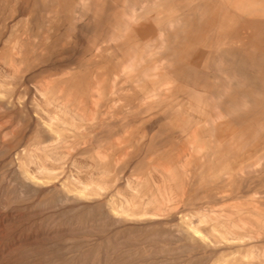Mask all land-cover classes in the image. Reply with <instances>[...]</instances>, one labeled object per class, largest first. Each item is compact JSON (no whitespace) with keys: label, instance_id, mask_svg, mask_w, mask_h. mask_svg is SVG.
I'll use <instances>...</instances> for the list:
<instances>
[{"label":"rangeland","instance_id":"rangeland-1","mask_svg":"<svg viewBox=\"0 0 264 264\" xmlns=\"http://www.w3.org/2000/svg\"><path fill=\"white\" fill-rule=\"evenodd\" d=\"M0 264H264V0H0Z\"/></svg>","mask_w":264,"mask_h":264}]
</instances>
